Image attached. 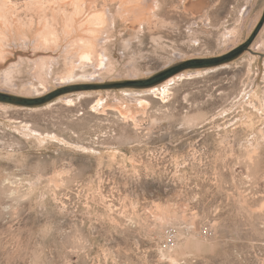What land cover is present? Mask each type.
I'll return each mask as SVG.
<instances>
[{
	"label": "rangeland",
	"instance_id": "rangeland-1",
	"mask_svg": "<svg viewBox=\"0 0 264 264\" xmlns=\"http://www.w3.org/2000/svg\"><path fill=\"white\" fill-rule=\"evenodd\" d=\"M38 1L15 0L0 48V96L43 100L0 98V264H264V114L245 97L264 101V0H145L139 21V0H84L77 28L110 17L90 57L68 47L82 31L42 40Z\"/></svg>",
	"mask_w": 264,
	"mask_h": 264
},
{
	"label": "bare ground",
	"instance_id": "bare-ground-1",
	"mask_svg": "<svg viewBox=\"0 0 264 264\" xmlns=\"http://www.w3.org/2000/svg\"><path fill=\"white\" fill-rule=\"evenodd\" d=\"M50 2H51V5L47 4V2H45L44 0H39L37 2V4L40 6V9L42 11V13L40 14V17H39V21H38L39 25L41 26L38 34L41 36L42 40L45 41L46 44L49 43V39H51V41H53L55 43H59L60 42V36H61L60 30H59L60 27L63 28L64 34H67L70 31L73 33H76L78 31H80V33H81V31H82V33L78 37V39L75 38L73 40V42L68 45V47H70V48L71 47H73V48H77V47L85 48L89 51L88 56L90 57L92 54L93 47H94V45H93L95 42L94 39L99 35V33L102 31L103 26L106 24L107 20L110 18L108 15V9H104V10H101L99 12L88 11L87 16H86V21L82 20L80 22L78 28H77V26L75 24V18L77 15L80 14V12L82 10L81 6L83 5L84 0H51ZM66 2H67V5L71 6L74 9L73 11L71 8L66 7V5H65ZM55 4H56V6H55ZM48 5H50V6H48ZM48 7H49L50 11H52V13L51 12L49 13L47 11ZM15 10H16L15 0H0V48L5 45L4 42L10 41L11 38L16 34V32H15L16 31V25L18 26V23H19V25L22 24L21 22H18V20L15 19L17 16ZM127 13H129V12L127 11ZM130 13L133 14L132 17L136 21L144 20L147 18L151 19V17L154 16L153 15L154 14L153 8H149L148 2L145 0H139V2L134 4V6L130 10ZM18 16H20V15H18ZM20 19L21 18L19 17V20ZM31 24H32V22H31ZM26 25H27V23H26ZM39 35H38V37H39ZM83 35H86V36H83ZM91 37H94V38H91ZM36 40L37 41H35V42H38L40 44L38 39H36ZM66 53H67V58L69 60L67 69H66V71L64 70L65 71L64 73L66 75L65 76L66 80L72 79V78L76 79L78 77V74L75 72V66H77V65L74 64L75 61H73V59H72V56L74 57L75 55L71 54L70 49H68V48H67ZM68 54H69V57H68ZM261 57H263L262 54H261ZM254 61H255V58L252 59V63ZM82 64H83V62H82ZM87 75H88L87 73H83L81 75V77H87ZM184 75L185 74L183 73V76ZM95 77L96 76H94L93 78H95ZM179 77H181V75ZM174 79L175 78H173V77L170 78L168 81H166V84L162 87V97L163 98H165V95H167V93L170 91V89H171L170 86H171L172 81ZM257 86L258 85L255 82V85L253 86V88H251V90L249 92L245 93V97L247 96L246 100H247V102H249V106H251L253 108L252 112L256 111L259 114L260 113L264 114V101L262 100V102H260V105H258V103L256 102V99L257 98L259 99V89L257 88ZM157 91L158 90L154 89V90H152V92H151V90L150 91L146 90L144 92L143 91L127 92V95L132 100V102H135V100H136L141 105H148V101L144 98H140V96H144L145 94H148V93L156 94ZM137 97H139V98H137ZM101 101H102V98L100 100H98V103H100ZM126 109L128 112H131V113L134 110V108H132V104L131 105L126 104ZM135 120H136V118H135ZM30 134H33V133H30ZM34 134H35V132H34ZM48 135H50V134H48ZM52 137L57 138L56 135H53ZM70 145H71V143H70ZM74 145H75V147H79L85 151L86 150H90V151L93 150L94 151V149H89V148L84 147L82 145L81 146H78L76 144H74Z\"/></svg>",
	"mask_w": 264,
	"mask_h": 264
},
{
	"label": "trees",
	"instance_id": "trees-1",
	"mask_svg": "<svg viewBox=\"0 0 264 264\" xmlns=\"http://www.w3.org/2000/svg\"><path fill=\"white\" fill-rule=\"evenodd\" d=\"M218 60L219 59H217L215 57L205 58V59H193V60H189L186 63V65L187 66L206 65V64H209V62H214V61H218ZM176 70H177V68L174 67V68H171L169 70L157 73V74H155L151 77L145 78V79L134 80V81L130 82V84H133V85L138 86V87L150 86V85H153L155 83H158V82L164 80L165 78H167L168 76L173 74V72H175ZM57 94L58 93L56 92L53 95H51V97H48V98H53ZM0 98L11 101V102L29 103V104L40 103L43 101V100L41 101V99H38V98H19V97H9V96H2V95L0 96Z\"/></svg>",
	"mask_w": 264,
	"mask_h": 264
},
{
	"label": "built area",
	"instance_id": "built-area-1",
	"mask_svg": "<svg viewBox=\"0 0 264 264\" xmlns=\"http://www.w3.org/2000/svg\"><path fill=\"white\" fill-rule=\"evenodd\" d=\"M164 243L166 246L172 247L177 243L178 235H179V230L177 227H168L164 231Z\"/></svg>",
	"mask_w": 264,
	"mask_h": 264
}]
</instances>
